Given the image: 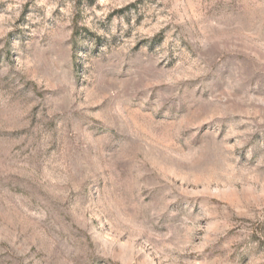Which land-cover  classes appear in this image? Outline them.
<instances>
[{
    "label": "rangeland",
    "instance_id": "374dc122",
    "mask_svg": "<svg viewBox=\"0 0 264 264\" xmlns=\"http://www.w3.org/2000/svg\"><path fill=\"white\" fill-rule=\"evenodd\" d=\"M0 264H264V0H0Z\"/></svg>",
    "mask_w": 264,
    "mask_h": 264
}]
</instances>
